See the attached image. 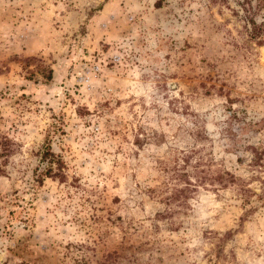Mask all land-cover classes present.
Listing matches in <instances>:
<instances>
[{
	"label": "rangeland",
	"instance_id": "1",
	"mask_svg": "<svg viewBox=\"0 0 264 264\" xmlns=\"http://www.w3.org/2000/svg\"><path fill=\"white\" fill-rule=\"evenodd\" d=\"M240 1L0 0V264H264Z\"/></svg>",
	"mask_w": 264,
	"mask_h": 264
},
{
	"label": "trees",
	"instance_id": "2",
	"mask_svg": "<svg viewBox=\"0 0 264 264\" xmlns=\"http://www.w3.org/2000/svg\"><path fill=\"white\" fill-rule=\"evenodd\" d=\"M239 5L242 7L244 12V20L246 22V25L249 24L250 31L252 38L258 39L257 43L264 44V39L262 36L264 35V20L262 22H257L255 16L258 14L259 11L264 9V0H254V3L252 0H242L239 2ZM47 79H50L52 77V70L48 69L45 74ZM49 156L48 161L50 163H54L56 166L52 167L51 165L45 170L44 175L47 177L52 178H64V172L62 170V161L60 160V157H56L54 152H52L50 149L45 151L43 153V158ZM224 176L220 175L219 179H222Z\"/></svg>",
	"mask_w": 264,
	"mask_h": 264
}]
</instances>
